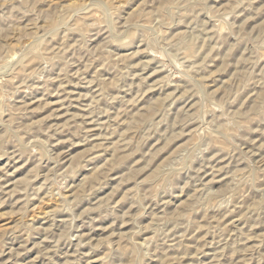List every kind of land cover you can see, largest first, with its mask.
<instances>
[{
  "label": "rangeland",
  "instance_id": "rangeland-1",
  "mask_svg": "<svg viewBox=\"0 0 264 264\" xmlns=\"http://www.w3.org/2000/svg\"><path fill=\"white\" fill-rule=\"evenodd\" d=\"M0 264H264V0H0Z\"/></svg>",
  "mask_w": 264,
  "mask_h": 264
}]
</instances>
